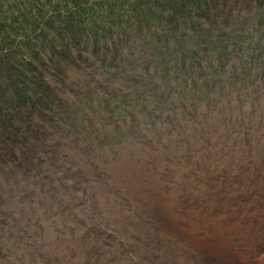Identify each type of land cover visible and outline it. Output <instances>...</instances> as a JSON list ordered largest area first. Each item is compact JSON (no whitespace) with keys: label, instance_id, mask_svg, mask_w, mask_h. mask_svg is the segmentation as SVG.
Returning <instances> with one entry per match:
<instances>
[{"label":"rangeland","instance_id":"1","mask_svg":"<svg viewBox=\"0 0 264 264\" xmlns=\"http://www.w3.org/2000/svg\"><path fill=\"white\" fill-rule=\"evenodd\" d=\"M202 21L201 34L188 27L177 32L187 48L204 46L197 70L187 71L180 46L165 51L176 39L154 27L142 36L124 33L120 47L111 41L97 58L82 48L74 50L76 63L49 60L43 83L51 99L43 106L19 110L17 92L2 79L8 90L0 92V264H57L58 257L78 264L77 242L90 247V264H117V247L135 264H154V256L159 264H180L170 258L159 212L149 208L154 197L139 203L125 186L130 168L144 162L167 184L159 193L174 214L188 216L179 206L219 205L214 215L196 210L195 219L208 223L248 202V230H262L264 208L254 188L264 193L257 163L264 150V0H216ZM210 45L224 46V55L212 56ZM6 66L0 72L16 77ZM238 149L248 171L260 175L244 189L235 179L243 170L234 158ZM205 157L221 170L214 185Z\"/></svg>","mask_w":264,"mask_h":264},{"label":"trees","instance_id":"2","mask_svg":"<svg viewBox=\"0 0 264 264\" xmlns=\"http://www.w3.org/2000/svg\"><path fill=\"white\" fill-rule=\"evenodd\" d=\"M215 6L216 0H0V67L9 64L16 74L0 72V92H7L2 79L8 77L9 88L17 92L19 110L23 104L43 106L51 99L46 96L50 89L43 83L49 60L62 58L76 63L74 50L84 48L97 58L99 49L110 46L111 41L120 47L124 33L142 36L154 27L156 32L162 29L176 39L173 48L167 45L165 51L172 53L180 46L186 53L187 71L197 70L204 46L187 48L177 32H185L186 27L204 32L202 19ZM203 36L205 40L209 35ZM163 50L158 52L161 58ZM208 51L212 56L224 55L226 48L210 45ZM185 62L179 61L176 67L183 68ZM30 87L39 93L27 95ZM47 107L53 110L51 103Z\"/></svg>","mask_w":264,"mask_h":264},{"label":"bare ground","instance_id":"3","mask_svg":"<svg viewBox=\"0 0 264 264\" xmlns=\"http://www.w3.org/2000/svg\"><path fill=\"white\" fill-rule=\"evenodd\" d=\"M262 150H260L258 153L259 156L257 158V163L262 168L261 171H262V175L264 176V150L263 151ZM235 157H237L239 161L241 162V164L243 165L242 167L243 170L236 172V175H235L236 181L240 183V188L244 189L245 187H248V182L252 184L255 183L256 181L259 182V179L255 176L257 174L259 175V173L256 174L255 169L253 171H248V167L250 166H248V158L246 157V154L243 151L239 150L237 155L236 154L234 155V158ZM202 160L205 161L207 164V171L209 173L208 175L209 181H211V183L214 185L219 176V171L221 172V170H219L215 166V162L214 164H212L213 161L211 159L210 160L212 162L208 161L206 157L203 158ZM153 165L159 166V163L156 160H154ZM153 165H152V168H153ZM238 165L240 166V164ZM252 167L253 166H251L250 169H252ZM204 170H205V167H204ZM128 172H129L130 177L128 180L125 179L126 180L125 186L127 188L128 193L134 198L135 201L139 203H145L146 200H149L150 198L154 197V200H155V203H153L154 206L151 204L149 208L153 209L156 212H159L158 215L160 217V225L163 226V230L165 231V235H166L164 237V240L167 244V247L165 245L163 246L168 248L171 260L180 259L179 260L180 264H245L242 257L244 258L246 257V258H252L255 264H264V257L262 256V254L264 253V221H261L260 222L261 224L259 223L262 227V230L258 231V229L256 230L254 229L255 231L252 230V232L254 231L253 233L250 230H248V214L246 211L248 210V208L250 209V207H248L247 205L248 202L247 203L245 202L247 201L246 200L247 196H245L244 194L243 195L240 194L238 196L240 199H243V201L246 204L239 205L238 207H236L237 208V209L235 208L236 213L230 214L228 216L229 218H227L226 216V219H223V220L216 218L217 220L214 219L213 221L204 223V221H198L194 217L196 210L201 209V207H199L200 205L199 206L192 205L188 207L179 206V209H181V211L186 212L188 214V216H186L185 218L180 217L178 214H174L170 210V208L165 207L163 205V202L165 201L164 200L165 197L162 195L161 192L159 193V189L168 191L169 188L167 189V184L164 182L163 178L159 177L153 171H151L150 164H148L147 162L141 163L134 168H130ZM124 175H125L124 172L122 174L118 173V177H121V179L122 178L124 179L125 177ZM201 179H203V177ZM201 179H198V181L201 182ZM205 181H208V180L206 179ZM197 184L199 185L200 183H197ZM216 186L217 185H215V187ZM217 187H219V185ZM217 187L216 189L218 191L219 188ZM254 191H255V198L258 201L259 207L264 208V202L261 201V198L264 197L262 187L258 186L257 189L254 188ZM214 193H216V191ZM219 195L222 196V194H219ZM172 196L173 195L171 192L167 194V197H172ZM239 198H236V199H239ZM218 206H216L215 204H206L202 206V209L204 211V208H205L207 212L209 213V215H212V214L214 215L215 209H217ZM218 217H220V215H218ZM237 217L239 218L238 221L234 219ZM126 221L135 233H139V228L132 221H130V219H127ZM145 231H147V228ZM177 247H179L181 252L179 251ZM139 248H141V246H139ZM114 253H115L114 256H115L117 264H135L131 258L124 255L121 247H117ZM152 253L155 254L156 256L158 255L155 249L152 250ZM72 255H73V259H72L73 262L78 263V264H90L89 263V260H90V256H89L90 247L89 246L83 243L77 242L73 246ZM153 258H155L153 262L154 264L160 263L159 261H157L155 256ZM57 261H58L57 264H70V263H67L69 261L66 262L60 257H58ZM91 264H94V263H91Z\"/></svg>","mask_w":264,"mask_h":264}]
</instances>
